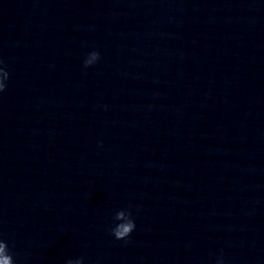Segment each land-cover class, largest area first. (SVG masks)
Here are the masks:
<instances>
[{
    "label": "water",
    "instance_id": "1",
    "mask_svg": "<svg viewBox=\"0 0 264 264\" xmlns=\"http://www.w3.org/2000/svg\"><path fill=\"white\" fill-rule=\"evenodd\" d=\"M201 0H0V235L24 264L95 176ZM98 52L87 68L84 62Z\"/></svg>",
    "mask_w": 264,
    "mask_h": 264
},
{
    "label": "clouds",
    "instance_id": "2",
    "mask_svg": "<svg viewBox=\"0 0 264 264\" xmlns=\"http://www.w3.org/2000/svg\"><path fill=\"white\" fill-rule=\"evenodd\" d=\"M99 53L96 51L92 52V58L84 62V67L87 68L89 65L94 64L99 59ZM9 79V71L4 65L3 61L0 60V93H3L7 81ZM127 226L120 230H115L108 227L109 233L114 239L117 240H126L131 233L136 229V221L131 217L126 218ZM0 264H17V261L14 259V253L12 252L9 241L0 235ZM64 264H83L82 257H75L66 259ZM215 264H226L224 256L222 254L216 257Z\"/></svg>",
    "mask_w": 264,
    "mask_h": 264
}]
</instances>
